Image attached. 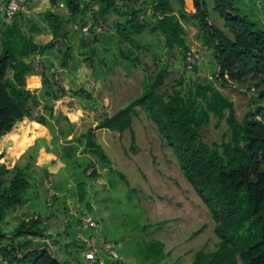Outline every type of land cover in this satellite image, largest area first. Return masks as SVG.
Returning a JSON list of instances; mask_svg holds the SVG:
<instances>
[{
	"label": "trees",
	"instance_id": "obj_1",
	"mask_svg": "<svg viewBox=\"0 0 264 264\" xmlns=\"http://www.w3.org/2000/svg\"><path fill=\"white\" fill-rule=\"evenodd\" d=\"M3 1L7 6L10 0ZM93 1L101 4L99 13L95 14L105 16L113 11L125 19L116 26L118 58L112 62L114 71L119 68L126 70L123 61L135 66L143 64L140 54L146 52L148 46L140 43L136 36L145 31L160 32L168 50L180 48L186 69L185 55L189 47L185 23L190 20L197 27V38L213 51L217 67L211 78L188 81L181 73L167 86L165 81L171 66L169 62L163 63L161 56L155 55L157 71L150 79H144L143 93L112 115L103 117L80 137H73L68 147L64 144L66 153L71 156L83 145V153L95 156L107 169L111 160L97 142V132L110 130L122 134L129 130L131 149L136 150L133 123L138 116V108L143 109L155 123L164 143L173 148L183 174L215 221L214 232L219 238L216 249L196 251L193 264H264V87L260 88L264 83V21L253 9L247 10L257 0H213L214 9L230 28L233 37L210 21L207 0H192L193 10L189 9L187 0H176L179 5L177 13L172 0H151L150 13L145 6L136 7L132 0H128L127 10L117 6L115 0H50V3L52 6L64 5L67 20L77 21L75 24L82 28L87 25ZM46 18L53 27L55 38L39 44L24 32L26 15L23 10L11 22H7L4 15L0 26V140L12 134L15 126L24 119H33L42 125L50 123L47 115L35 113L39 102L26 88V76L35 70L31 58L54 49L56 40L62 36L65 18L53 11H49ZM94 39L92 37V41ZM92 41L82 38L81 47H92ZM90 51L92 53L84 61L91 64L96 50L91 48ZM65 52L67 54L61 63L64 67L72 49L67 47ZM99 64L107 65L103 60ZM192 70L197 71V64ZM42 80L44 95L52 100L45 106L48 115L58 122L61 118L68 121L62 112L57 116L54 114L52 103L59 95L48 85V78L43 76ZM248 81L253 84L242 90V85ZM229 87L246 93L258 89L250 96L248 109L241 118L237 115L234 100L221 89ZM74 94L91 97V92L84 88H79ZM213 120H216V127L225 121L228 130L221 141L209 143L202 130L211 126ZM68 133L61 130L65 138ZM4 156V152L0 153V160ZM32 160L30 155L28 162L13 167L0 162L1 251L9 258L10 264H71V260L84 264L82 252L86 243L78 233L81 231L84 232L83 237H90L91 233L81 226V216L86 213L81 210L79 216L72 214L76 216L78 230L70 235L72 222L68 220L62 232L58 233L63 240L49 233L45 222L52 216L70 214L69 204L66 196L57 194L54 178L49 185L44 182L49 176L53 177L52 174L45 169L43 176H39L37 169H32ZM94 163L91 160L84 169L90 178L100 176ZM90 167L94 169L88 174ZM121 177L126 179L123 173ZM82 184L83 181L77 182V198L88 211H92L90 202H85L86 188ZM38 185L45 188L43 199L45 202L46 198L47 206L50 188L56 193L52 197L51 215L37 213L22 218L10 235L3 233L1 227L8 220L7 214L31 203L30 191L38 190ZM198 233L196 231L194 235ZM47 239H53V245ZM54 246L63 251V260L50 250ZM163 247L158 243L156 250L163 253Z\"/></svg>",
	"mask_w": 264,
	"mask_h": 264
},
{
	"label": "rangeland",
	"instance_id": "obj_2",
	"mask_svg": "<svg viewBox=\"0 0 264 264\" xmlns=\"http://www.w3.org/2000/svg\"><path fill=\"white\" fill-rule=\"evenodd\" d=\"M187 1L189 8L192 9V1ZM207 2L210 8V21L228 36L233 37L230 28L214 9L213 0ZM173 4L175 8L178 7L176 1ZM28 5L26 0L24 11L29 9ZM5 9L4 1L0 0V20H4ZM252 9L264 21V0H257L255 5L250 4L247 10ZM60 11L66 15L63 9ZM147 11L151 12L149 8ZM117 19L119 17L116 14H110L107 20L90 14L87 20L90 34L85 37L100 34L107 35L103 40L109 38L104 45L109 51L102 54L108 60L113 58L111 54L115 55L118 51L113 27ZM68 27L71 28L70 23ZM72 28L71 31L76 33L77 31ZM197 31L193 22L186 23L187 45L189 49L200 54L197 71L185 69L182 50L180 48L168 50L160 32L145 31L137 35L136 39L148 46V50L140 54L143 64L132 69L131 82L125 80L121 73L113 76L112 95H108L107 81H104L103 89L97 87L98 85L95 87L92 81H88L85 87L90 90L91 97L76 96L73 89L79 86L81 81L72 73L60 69L57 51L44 58L31 60L36 72L27 79V87L39 102L35 113L47 115L50 123L41 125L33 119H24L18 123L12 134L0 140V153L5 154L0 162L13 167L16 164H25L32 155V167L37 171L39 169L40 173L44 167L48 168L58 186L57 192L66 195L70 211L68 215L62 213L47 220L46 224L56 238H61L58 233L62 232L68 220L72 222L69 228L70 235L78 230L76 216L72 214L80 215L82 210L100 222V228L91 232L100 233V238L105 237L110 241L128 264H193L196 251L204 249L209 252L216 249L219 238L214 232L215 221L208 207L183 174L173 148L164 143L155 123L143 109L138 108V116L134 118L133 123L136 150L131 149L129 130L122 134L110 130L97 132V140L111 160L107 169L102 167V163L95 156L83 153V145L71 156L66 153L68 143L73 137H80L89 127L95 126L105 113H114L119 107L127 105L129 100L143 93L144 79L146 77L150 79L157 71L155 55L161 56L162 62H169L171 66L165 81L167 86L181 73L188 81L211 78L217 67L216 61L213 51L197 38ZM38 41L43 42L41 39ZM112 66L113 64H110V70H113ZM41 74L42 78L43 76L48 78L50 82L48 85L59 95L52 103L54 114L57 116L62 112L68 121L61 118L58 122L48 115L45 106L52 100L44 95V88L38 85ZM85 77V80L91 78L87 69ZM249 84L253 83L248 81L243 84L242 90H247ZM263 87L264 83L260 85V88ZM97 89L101 90L98 92ZM221 89L234 100L239 118L248 109L250 96L258 92V89H252L248 93L231 87ZM104 91H107V96ZM61 130H65L66 133L69 131V138L68 136L65 138ZM227 130L225 121L216 127V120H213L211 126L202 130V134L209 143L219 142ZM73 144H76V141ZM91 160L95 162L94 167L100 175L97 178H90L84 172ZM94 167L88 169V174ZM121 173L126 179L121 177ZM79 181L84 182L82 185L86 188L85 202H90L92 211H88L77 198ZM59 186L64 189L59 190ZM44 190L45 188L40 185L38 190L31 189V203L7 214L8 220L4 227H1L3 233H11L22 218H29L37 213L51 215L52 206H47L46 198L44 202ZM196 231L199 233L194 235ZM53 241L50 239L49 243L53 245ZM158 243L163 244V253L156 250ZM52 249L57 257L64 259V253L59 247L54 246Z\"/></svg>",
	"mask_w": 264,
	"mask_h": 264
},
{
	"label": "crops",
	"instance_id": "obj_3",
	"mask_svg": "<svg viewBox=\"0 0 264 264\" xmlns=\"http://www.w3.org/2000/svg\"><path fill=\"white\" fill-rule=\"evenodd\" d=\"M174 1H176V0H172V5H173V8L175 10V13H177L179 11V5H178L177 8H175L174 4H173ZM132 2H133V4L136 7L145 6V7L149 8L151 6V0H132ZM28 4H29L28 5L29 9L26 10V11L23 10L25 12V15H26V21L24 20V22H23L24 32H25L26 35L30 36L36 43L46 44V43H48L50 41H53L54 38H55L54 37L53 27H52L51 23L46 18V14L49 11L56 12V13L60 14L62 17L65 18V22H64V25H63L62 36L59 37L56 40L55 48L52 49L51 51H49L48 53H46L43 56H36L35 58H31V59L34 60V59L40 58V57L44 58V57L49 56L50 54L55 53L57 51L58 57H59V62H60L59 63L60 69L64 70V71H68L69 73H72L76 78H79V80L81 81V84L79 86H77L76 88H74L73 92H75L79 88H84L85 90L90 91L89 89H87L85 87V83H88V81H92V84L95 87L98 85L97 87H100L101 89H103V83H104V81H107V83H108L107 84L108 95H110V94L112 95L113 94L112 93V90H113L112 78H113V76L115 77V76H117V75H119L121 73V75L124 77L125 80L130 81V82L132 81V79H131L132 69L133 68H137L140 65L135 66V65L129 63L128 61H123V66L125 67L126 70H124L122 68L116 69L115 71L114 70H110L109 68H110V64H112V61L114 62V60H116L118 58V51H117V54H115V55L111 54V57H113L111 60H108L107 57L102 56V54H104L105 52L109 51V48L104 46V45L107 44V40L109 38H107V40L106 39L103 40L104 37H106L107 35H105V36L102 35L101 36L100 34H98V36H97L96 34H93L92 37H95L94 41H92V37H90V38L89 37L88 38L85 37L82 34V32H81V30L79 28H78V30H76L77 28L75 27L76 26L75 22H77V21L67 20V17H68L67 16L68 15L67 11L64 8V5H62L61 3L58 6H52L51 3H50V0H28ZM177 4H178V2H177ZM187 4H188V1H187ZM100 5H101L100 2L93 1V6L91 7V11L88 14V16L92 13V15H96L95 17H98L99 19L107 20V17L110 14H116L119 17V19H117L113 23V27H114L115 32H116L117 23L123 22L125 20L124 17H122L120 14H118L116 12H113V11L110 12L109 14L105 15V16L97 15L99 13V10H100ZM192 5H193V1H192ZM62 9L66 13V15L61 13L60 10H62ZM193 9H194V6L190 10H193ZM94 12L97 13V14H95ZM2 22H3V20H0V26H1ZM191 22H193V21L190 20L189 22H187V24H189ZM68 23L71 24V28L73 27L72 28L73 30L77 31L76 33L71 31V28L68 27ZM185 27H186V23H185ZM115 35H116V40H117V33ZM82 38H84L87 41H89V40L92 41L91 42V46L92 47H81V39ZM38 39L43 40V42L42 43L39 42ZM117 43H118V40H117ZM102 45L104 47H102ZM67 47H70L72 49V54L68 58L67 65L64 67L61 63H62V60H63V56L65 54H67L65 52ZM91 48H95L96 54H95V56H94V58L92 60L93 62L90 64V63H88V62H86L84 60H85V57L88 54L92 53V51H90ZM0 49H1V34H0ZM102 60L105 61L107 63V65L101 66L99 64V61H102ZM86 69H87V72H89V75L91 77L89 80H85L84 79V78H86L85 77L86 76ZM35 72L36 71L34 70L32 73H30V74H28L26 76V88L28 90H29V88L27 87V79L30 76H33ZM54 76H56V74ZM42 81L43 80H42V74H41L40 82L38 84L40 86V88L43 87ZM101 89H97V91L99 92ZM104 92H106V96H107V91H104ZM130 101L131 100H129L128 103ZM120 108L121 107H119L118 109H120ZM112 114H106L105 113L100 118V120L103 117H105L106 115H112ZM69 136H68V138H69ZM96 140H97V134H96ZM97 142H98V140H97ZM33 168L34 167H32V169ZM45 169L48 170V168L44 167L42 173L39 172V169H38V172L36 171V173L40 176V175H42L44 173ZM48 172L50 173L49 170H48ZM60 188H62V187L59 186V190H60ZM56 189H58V186L56 187ZM62 189H64V188H62ZM57 194H59L60 196H66L65 194H60L59 192H57ZM47 229H48L49 233H52V231L50 230V228H48V226H47ZM89 233L92 234L93 231L92 232L89 231ZM83 234H84V232L79 231L78 236L81 237ZM46 241L49 243L50 240L47 239ZM65 241H66V239H65ZM50 250L54 251L53 249H50Z\"/></svg>",
	"mask_w": 264,
	"mask_h": 264
},
{
	"label": "built area",
	"instance_id": "obj_4",
	"mask_svg": "<svg viewBox=\"0 0 264 264\" xmlns=\"http://www.w3.org/2000/svg\"><path fill=\"white\" fill-rule=\"evenodd\" d=\"M127 2L128 0H115L117 6L122 8L123 10H127ZM26 5V0H10L5 9V20L7 22H11L15 15L24 9ZM79 28L82 34L85 36L90 34V26L85 25L82 28L79 26H75ZM200 60V54L195 50L189 49L185 55V64L186 69L191 71L193 67L198 64ZM46 185L52 183V177L49 176L44 180ZM55 191L50 188L49 197H48V206L52 204V197L55 195ZM81 226L83 229H98L100 224L97 220H95L92 216L88 214H84L81 216ZM85 249L82 254L84 256L85 261L88 264H128L119 252L114 248L113 244L105 240L104 238H100L98 235L93 234L89 238L85 239ZM21 255H18L20 257ZM0 264H10L9 258L6 255H3L0 246ZM71 264H78L75 260H71Z\"/></svg>",
	"mask_w": 264,
	"mask_h": 264
},
{
	"label": "clouds",
	"instance_id": "obj_5",
	"mask_svg": "<svg viewBox=\"0 0 264 264\" xmlns=\"http://www.w3.org/2000/svg\"><path fill=\"white\" fill-rule=\"evenodd\" d=\"M86 214H88V213H86ZM89 215V214H88ZM90 216H92V215H90ZM95 220H97L98 221V219L97 218H95L94 216H92ZM98 223L100 224V222L98 221ZM100 228V227H99ZM88 231H91V230H93V229H87ZM94 231V230H93ZM93 234H96L95 232L94 233H92V234H90V236L91 235H93ZM96 235H100V233H98V234H96ZM83 239H84V241H85V239H87V238H89V237H83V235L81 236ZM104 238V237H103ZM105 240H107L106 238H104ZM86 243V242H85ZM120 254V253H119ZM83 255V254H82ZM84 257V256H83ZM84 261H85V259H84ZM86 262V261H85ZM86 264H88L87 262H86Z\"/></svg>",
	"mask_w": 264,
	"mask_h": 264
}]
</instances>
